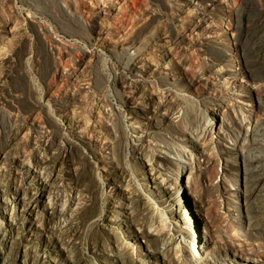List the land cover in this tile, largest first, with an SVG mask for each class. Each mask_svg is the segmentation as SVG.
Masks as SVG:
<instances>
[{
	"label": "rangeland",
	"instance_id": "rangeland-1",
	"mask_svg": "<svg viewBox=\"0 0 264 264\" xmlns=\"http://www.w3.org/2000/svg\"><path fill=\"white\" fill-rule=\"evenodd\" d=\"M75 1L0 0V158L15 159L4 172L0 162V264H264V0H228L240 57L263 90L253 115L207 90L196 97L182 83L152 79L157 65L150 74L144 60L155 58L160 30L173 43L175 20L190 8L182 0H133L157 16L127 33L99 26L127 20V3L109 18L108 0H98L106 14L94 11L96 0H77L89 7L83 18ZM222 1L195 0L216 21ZM207 44L212 64H225L224 48ZM175 108L180 121L164 127L131 115ZM214 108L220 128L207 121ZM183 146L194 163L179 158ZM149 164L160 181L188 177V189L153 188ZM199 235L206 247H195Z\"/></svg>",
	"mask_w": 264,
	"mask_h": 264
},
{
	"label": "bare ground",
	"instance_id": "bare-ground-1",
	"mask_svg": "<svg viewBox=\"0 0 264 264\" xmlns=\"http://www.w3.org/2000/svg\"><path fill=\"white\" fill-rule=\"evenodd\" d=\"M63 1H65V0H63ZM76 1L70 7L74 8L75 12L79 13L80 17H83L82 14H84L85 12H88L89 11V7H88V5H86L85 1L81 2V3L78 2V1H77L78 2L77 3ZM108 1L110 3L109 4L110 5V7H109L110 10L108 12H107L108 9L105 10L106 3L104 2L105 5L101 6L102 4H100V2L98 0L95 1L96 2L95 4L93 3L94 7L92 6V8H94V11H99L100 13H103V14H106V12H107V14H106V16H107V15L110 14L109 12H111V11H116L117 12V10H118L117 8L122 3L127 2V0H108ZM211 1H213V0H211ZM86 2H88V1L86 0ZM140 2L143 3V1H140ZM228 2H229L228 0H224V1L221 2V8H220V12L219 13H221L222 16H221V20L219 19L220 21H216L215 20L216 18L213 19V17L210 18V15L208 16V18H206L207 20H206V23H205V27H203V34H202V36L204 37L205 41L216 42L217 44L221 45L224 48L221 51V53H222L226 63L219 65V64H210L209 62H207L205 70H204V74L202 75V77L197 79L198 77L193 75L191 81H192L193 85H195V86L200 88L201 92L207 90L209 93H213L214 95H218L222 99L226 97L228 99V101L225 100V102H224L225 103V108H228V109H232L233 108L234 109L235 106H238L241 109V112L243 110V111L248 112L251 115H253L252 112L255 111L253 109L255 108V105H256V100L255 99H257V97L258 98L260 97V92L263 91V90H262V88L260 86L259 87L261 89H259V87L254 83L255 79H254V77L252 75L253 72H252V70L250 68L251 65L249 66V65H246L245 63H243L242 59L240 57V45L241 44H239L238 35L234 31L235 26H233V18L232 17H233L234 10H233L232 7H230L231 5H229ZM107 5H108V3H107ZM141 8H142V6H141ZM69 12H71V11H69ZM137 12H138V10L137 11L133 10V13L137 14ZM139 12H140L139 18L142 17V19L144 20V16H146L147 12H148L147 19H152V13L149 12L148 8H144L142 11L140 10ZM210 12L212 13V12H214V10H211ZM132 17L136 18L135 16H132ZM82 23H83V21H82ZM87 25H89V24H85L84 23V24H82V27L83 26H87ZM99 26H100V29L103 28V30H106L109 27V24L108 25L105 24L104 26H102L100 24ZM232 31H234V33L231 34ZM158 37H159L158 38L159 41L156 44L157 49L160 50V49L168 48V40H167V38L163 34L162 35H158ZM170 62H171V64H168V63L163 64L162 63V64L157 65L156 66L157 67L156 70H154V72L156 73L155 75L158 74L159 76H161V75H163L165 73L168 74V70L172 69L173 72H174V75H175V77L173 79H179L182 82H185L186 79L189 78L188 75H187L186 70H184L181 66H178L175 62H173V61H170ZM239 64H241V66H242L241 70L236 69V66L237 65L239 66ZM151 71H152V69H151ZM259 102H260V99H259ZM222 108L224 110H226L224 107H222ZM236 109H237V107H236ZM219 111L220 110H218L217 108L212 109L211 110V116L212 117L209 118L210 116L208 115V118H207V121L209 123H211V121H212L213 124L217 125L218 128H220L221 125H222L221 113ZM233 111H235V109ZM242 114H244V113H242ZM251 115H250V118H251ZM151 118L152 119H156V118H153V117H151ZM213 119L215 121H213ZM246 124H248V123H246ZM149 126H151V124H148L147 128H149ZM134 128L139 130L140 129V125H135ZM136 134H138L135 137L136 141H142L144 139V137L140 135V132H137ZM189 135H191V134L189 133ZM191 137H192V135H191ZM193 138H194V136H193ZM185 141H187L188 144L193 146V148L197 149L198 151L201 150V147H200V145L198 143V140H195V139L192 140V139L189 138V139H187ZM161 153H163L165 155H167V154L171 155V153L168 152L165 147H163V149L161 150ZM199 153H201V152H199ZM180 154L181 155L180 156L178 155V156H179V158L181 160H184V159H189L190 160V158L192 160V158H193L192 157L193 153H191L190 150L186 149L184 146L182 147V149H180ZM194 155H195V153H194ZM14 160L9 158V157H7V155H4L3 158H0V162H2L4 164V167H2L3 168L2 172H4L6 170V167L11 166V164L14 162ZM173 160H174V158H173ZM181 160H179V162ZM194 161H193V163H194ZM176 164H178V163L176 162ZM148 166L149 167L147 169V173L150 175L149 179L155 184V187H153V188H156V189L162 190V191L164 190V192L166 191V192H169V193H172V191H173V192H177L179 194H182L183 190L185 188L188 189V186H189L188 185V177H187L186 180L183 181V183H182V180L180 178L179 179L178 178H176V179H167V180L163 179V181L162 180L160 181V174L161 173L154 168L153 164H149ZM180 167H181V165H180ZM31 171H32V176H33L34 179H36V180L40 179V178H38L39 174H38V172L36 173V168L35 167L34 168L32 167ZM219 172H218V174H219ZM166 175H168V174H166ZM169 178H171V176ZM234 190H235V188H234ZM4 202H6V201H4ZM196 211H197V215L199 216V222L198 221L197 222H198V224L199 223L202 224L203 219L201 218L200 212H199V210H196ZM217 236L220 237L221 235L217 234ZM221 238L218 239V240L221 241ZM221 242H223V241H221ZM194 243L196 245L195 247L202 248L203 245H205V247H206L208 242L206 240V236L202 238V236L199 235L198 237L195 238ZM253 253H254V250H253ZM199 258H200V256H199Z\"/></svg>",
	"mask_w": 264,
	"mask_h": 264
},
{
	"label": "built area",
	"instance_id": "built-area-1",
	"mask_svg": "<svg viewBox=\"0 0 264 264\" xmlns=\"http://www.w3.org/2000/svg\"><path fill=\"white\" fill-rule=\"evenodd\" d=\"M126 3H127V6H130V9L128 8L129 10L127 11V12H130V14L128 15V19L124 20L122 24L113 20L114 18H112L111 20L109 19L110 20L109 27L106 29L107 33L114 31L120 27L123 28L124 33H127L128 31L134 32L135 30H137V28L141 29L144 24L146 23L149 24L152 21H154L155 17L157 16V13L155 11L148 9L149 12L152 13V19L150 20L147 19L148 12H147L146 17H144L145 21L142 19V17H140L139 19V14H140L139 11L141 10V7H138V9L135 8L133 6L134 5L133 0H127V2H124V4ZM180 4L183 8H186V7H190V8L183 9L181 11L182 16H179L175 20L176 34L174 35L175 37H174L173 43H171L170 39L168 38L166 31L160 30V32H157V34L154 36V41L151 47L154 52L153 54L155 55V58L151 61L146 59L144 60V62L147 63L148 65L147 69L150 74H151V68L155 67L158 64H162V63L166 64V63H169L170 61L175 62L178 66H181L187 72V75L189 78L186 79L184 83L181 82V80L179 79H173L175 75L172 69L168 70V74L165 73L158 77H153L151 74L152 79H166L174 83H182L187 93L189 94L193 93L195 94L196 97H200L202 95L200 88L193 85L191 80H192L193 75L198 77L197 79L202 77V75L204 74V70H205L207 62L212 64V61H210V59L205 56L206 54L205 49L207 48L206 45H208L207 42H210V41H205L204 37L202 36L203 27H205V23L207 20L206 18H208V16L207 14H205V12L198 13V7H197L198 4L195 2V0H190V1L182 0ZM133 10H136V11L138 10L137 14L133 13ZM107 16L111 18L114 15L111 14L110 12V14ZM132 16H135L136 18H132ZM159 34L160 35L163 34L168 40V49H169L168 51L171 54H169V56L167 57H160L161 50L157 49L156 47ZM172 45L173 47L170 49L169 47ZM178 46H181L186 51L187 53L186 59H181L178 56L177 51H175V48H177ZM156 52L158 56H156L155 54ZM193 64L195 66H200L202 68V72L196 71L195 68H193ZM236 69L241 70L242 69L241 64H239V66L237 65ZM58 70H60V68ZM63 71H64V67H62V72ZM100 111L103 117L106 118L107 125L112 126V123L115 117L114 114L112 113V110L110 109L106 110L104 106H102V109L100 108ZM139 113L136 114L132 112L131 114L133 115V119L137 120V123L141 122L146 127L148 126V124H150L148 121H152L154 122L153 125L158 124L159 127H164L165 125H175L176 123H178L181 119L182 109L175 108L174 111L172 110L169 112H165V113H162L161 115L158 113H155L152 116H146L144 115L143 112H139ZM151 117L156 118V119H152ZM213 121L215 120L213 119Z\"/></svg>",
	"mask_w": 264,
	"mask_h": 264
}]
</instances>
